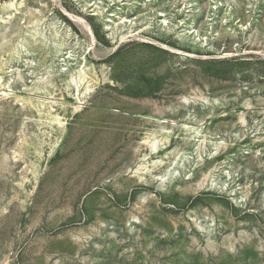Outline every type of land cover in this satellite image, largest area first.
<instances>
[{
	"label": "rangeland",
	"instance_id": "374dc122",
	"mask_svg": "<svg viewBox=\"0 0 264 264\" xmlns=\"http://www.w3.org/2000/svg\"><path fill=\"white\" fill-rule=\"evenodd\" d=\"M0 264H264V0H0Z\"/></svg>",
	"mask_w": 264,
	"mask_h": 264
},
{
	"label": "bare ground",
	"instance_id": "6f19581e",
	"mask_svg": "<svg viewBox=\"0 0 264 264\" xmlns=\"http://www.w3.org/2000/svg\"><path fill=\"white\" fill-rule=\"evenodd\" d=\"M15 5H16V3L14 1L9 3V6H15ZM15 7H17V6H15ZM162 22L165 23L166 19H162ZM186 29H188V31H190L192 29V27H187ZM82 78H83V75L79 74V79L81 80ZM6 95H8V94H6ZM80 100H81V98H80ZM79 103H81V102H79ZM76 107L78 108L79 106L77 105ZM146 142L148 143V145H149V147H150V149L152 151L157 148L156 147L157 146V141L155 140V138L150 139V140H146ZM145 157H147V156L145 155Z\"/></svg>",
	"mask_w": 264,
	"mask_h": 264
}]
</instances>
